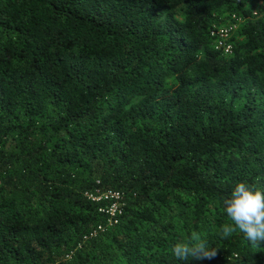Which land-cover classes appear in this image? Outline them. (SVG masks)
<instances>
[{
	"label": "trees",
	"instance_id": "1",
	"mask_svg": "<svg viewBox=\"0 0 264 264\" xmlns=\"http://www.w3.org/2000/svg\"><path fill=\"white\" fill-rule=\"evenodd\" d=\"M251 1L0 0V264H264L221 234V197L264 189ZM193 230L214 259L173 256Z\"/></svg>",
	"mask_w": 264,
	"mask_h": 264
},
{
	"label": "clouds",
	"instance_id": "2",
	"mask_svg": "<svg viewBox=\"0 0 264 264\" xmlns=\"http://www.w3.org/2000/svg\"><path fill=\"white\" fill-rule=\"evenodd\" d=\"M222 210L231 221L221 226L227 238L239 232L254 248L264 242V189L256 183L238 181L231 192L221 197ZM171 252L178 261L212 260L217 249L211 248L204 236L193 230L186 239L172 245Z\"/></svg>",
	"mask_w": 264,
	"mask_h": 264
},
{
	"label": "built area",
	"instance_id": "3",
	"mask_svg": "<svg viewBox=\"0 0 264 264\" xmlns=\"http://www.w3.org/2000/svg\"><path fill=\"white\" fill-rule=\"evenodd\" d=\"M237 21L238 19L234 15H231L229 22H222L214 30L211 31V34L216 36L214 47L215 49L220 50L223 55H231L233 53V44L231 41V36L233 35L234 30L236 29ZM95 192H98V190L96 189ZM86 193L88 197L92 200H98L100 198H116V200H114V202H112L109 208L106 210L107 212L114 214L116 210L115 206L117 203V199L120 196L118 193L110 189H106L100 192L99 194H95L93 192Z\"/></svg>",
	"mask_w": 264,
	"mask_h": 264
},
{
	"label": "rangeland",
	"instance_id": "4",
	"mask_svg": "<svg viewBox=\"0 0 264 264\" xmlns=\"http://www.w3.org/2000/svg\"><path fill=\"white\" fill-rule=\"evenodd\" d=\"M250 4L252 5V11L254 14L258 15L260 13H264V0H252ZM229 21L230 18L228 16L224 18V22ZM115 208H117V206H115Z\"/></svg>",
	"mask_w": 264,
	"mask_h": 264
}]
</instances>
